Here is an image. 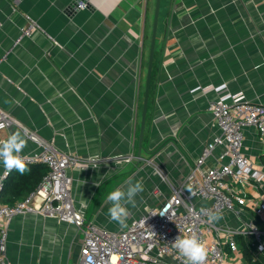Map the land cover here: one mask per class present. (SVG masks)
Here are the masks:
<instances>
[{
  "label": "crops",
  "instance_id": "0c3cea01",
  "mask_svg": "<svg viewBox=\"0 0 264 264\" xmlns=\"http://www.w3.org/2000/svg\"><path fill=\"white\" fill-rule=\"evenodd\" d=\"M160 2L139 161L155 0H0V107L56 150L95 163L70 171L72 201L86 221L111 231L124 228L108 217L112 190L143 181L128 223L168 195L159 171L181 181L218 132L207 110L218 95L203 90L224 85L264 102V0ZM25 15L39 29L13 45ZM244 149L264 165L255 130ZM37 150L28 139L23 155ZM7 228L11 263H77L82 235L73 226L34 213ZM241 251V262L252 263ZM252 264H264V255Z\"/></svg>",
  "mask_w": 264,
  "mask_h": 264
},
{
  "label": "built area",
  "instance_id": "2783aa9c",
  "mask_svg": "<svg viewBox=\"0 0 264 264\" xmlns=\"http://www.w3.org/2000/svg\"><path fill=\"white\" fill-rule=\"evenodd\" d=\"M25 21L13 45L39 29L29 16L25 15ZM211 91L218 97L208 103L207 110L218 132L203 144L194 165L181 181L174 182L164 171H159V178L168 186V195L158 206L115 231L86 221L73 205L70 171L95 163L56 150L0 107V140L6 139L2 132L13 126L26 129L29 140L38 146L37 151L24 154L27 166L41 164L47 168L32 192L6 205L1 202V192L11 172L1 167L0 264H26L11 263L7 258V224L15 217L34 213L71 225L81 233L76 264H182L172 242L178 235L189 234L197 236L205 245V264H249L241 262L242 245L251 255L252 263L263 256L264 229L259 227V221L264 225V165L250 158L244 142L250 129L264 140V102L231 95L224 85L207 88L203 94ZM202 208L219 211L222 219L209 222L201 214Z\"/></svg>",
  "mask_w": 264,
  "mask_h": 264
},
{
  "label": "clouds",
  "instance_id": "9594fccd",
  "mask_svg": "<svg viewBox=\"0 0 264 264\" xmlns=\"http://www.w3.org/2000/svg\"><path fill=\"white\" fill-rule=\"evenodd\" d=\"M2 127V125H0ZM28 132L26 129L12 132L6 139L0 140V165L6 172L13 170L21 175L29 171L26 164V158L23 155L24 149L28 143ZM189 192L192 196L196 193L189 187ZM144 191L143 181L129 180L126 186L117 187L112 190L106 198L108 207V217L110 221L115 222L121 227L127 226L131 212L129 205L133 208L136 206L137 197ZM201 214L207 216L209 222L215 223L222 219V214L219 211L202 208ZM182 260V264H205L207 257V249L203 242L195 235H178L172 242Z\"/></svg>",
  "mask_w": 264,
  "mask_h": 264
},
{
  "label": "trees",
  "instance_id": "16d2710c",
  "mask_svg": "<svg viewBox=\"0 0 264 264\" xmlns=\"http://www.w3.org/2000/svg\"><path fill=\"white\" fill-rule=\"evenodd\" d=\"M46 172V167L41 164H34L23 175L14 174L11 176L10 174L3 184L1 202L9 205L18 199L26 197L36 188Z\"/></svg>",
  "mask_w": 264,
  "mask_h": 264
},
{
  "label": "water",
  "instance_id": "95a60500",
  "mask_svg": "<svg viewBox=\"0 0 264 264\" xmlns=\"http://www.w3.org/2000/svg\"><path fill=\"white\" fill-rule=\"evenodd\" d=\"M159 4H160V0H155L151 36H150V44H149V52H148V58H147V67H146V73H145V83H144V91H143V102H142V111H141V118H140V127H139V134H138L137 157L139 161L142 160L140 152L142 150V139H143V133H144V127H145V116H146V111H147V102H148L149 87H150Z\"/></svg>",
  "mask_w": 264,
  "mask_h": 264
},
{
  "label": "rangeland",
  "instance_id": "374dc122",
  "mask_svg": "<svg viewBox=\"0 0 264 264\" xmlns=\"http://www.w3.org/2000/svg\"><path fill=\"white\" fill-rule=\"evenodd\" d=\"M160 4H161V2H160ZM152 10V12H153V8H151L149 11H148V16H150V14H152V13H150V11ZM148 28H149V26H148ZM145 44H146V46H144L145 48H147V45H148V41H145ZM145 51V50H144ZM259 221V220H258ZM259 227L261 228V229H264V225L259 221Z\"/></svg>",
  "mask_w": 264,
  "mask_h": 264
}]
</instances>
